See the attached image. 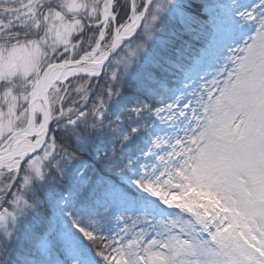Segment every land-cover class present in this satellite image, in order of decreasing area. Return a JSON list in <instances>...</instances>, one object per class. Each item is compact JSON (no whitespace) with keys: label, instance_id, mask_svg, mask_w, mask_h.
Listing matches in <instances>:
<instances>
[{"label":"snow or ice","instance_id":"obj_1","mask_svg":"<svg viewBox=\"0 0 264 264\" xmlns=\"http://www.w3.org/2000/svg\"><path fill=\"white\" fill-rule=\"evenodd\" d=\"M0 264H264V0H0Z\"/></svg>","mask_w":264,"mask_h":264}]
</instances>
